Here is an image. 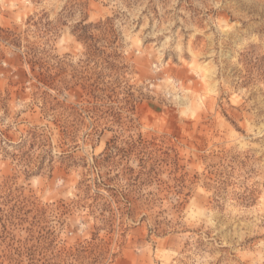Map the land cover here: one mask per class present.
<instances>
[{"label": "rangeland", "instance_id": "1", "mask_svg": "<svg viewBox=\"0 0 264 264\" xmlns=\"http://www.w3.org/2000/svg\"><path fill=\"white\" fill-rule=\"evenodd\" d=\"M0 264H264V0H1Z\"/></svg>", "mask_w": 264, "mask_h": 264}, {"label": "built area", "instance_id": "2", "mask_svg": "<svg viewBox=\"0 0 264 264\" xmlns=\"http://www.w3.org/2000/svg\"><path fill=\"white\" fill-rule=\"evenodd\" d=\"M0 10H1V0H0Z\"/></svg>", "mask_w": 264, "mask_h": 264}]
</instances>
